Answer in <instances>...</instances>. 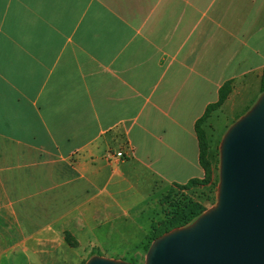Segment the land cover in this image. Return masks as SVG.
<instances>
[{
    "label": "crops",
    "instance_id": "obj_1",
    "mask_svg": "<svg viewBox=\"0 0 264 264\" xmlns=\"http://www.w3.org/2000/svg\"><path fill=\"white\" fill-rule=\"evenodd\" d=\"M263 70L264 0H0V218L81 244L128 224L204 178L196 122L229 81L204 128L245 112Z\"/></svg>",
    "mask_w": 264,
    "mask_h": 264
},
{
    "label": "water",
    "instance_id": "obj_2",
    "mask_svg": "<svg viewBox=\"0 0 264 264\" xmlns=\"http://www.w3.org/2000/svg\"><path fill=\"white\" fill-rule=\"evenodd\" d=\"M147 264H264V94L223 140L217 208L156 240Z\"/></svg>",
    "mask_w": 264,
    "mask_h": 264
},
{
    "label": "rangeland",
    "instance_id": "obj_3",
    "mask_svg": "<svg viewBox=\"0 0 264 264\" xmlns=\"http://www.w3.org/2000/svg\"><path fill=\"white\" fill-rule=\"evenodd\" d=\"M262 95L236 118L227 114L213 121L210 129L206 126L213 168V177L208 185L195 186L187 191L174 190L168 199L169 192L161 189L153 196L152 204L139 205L141 208L133 210V218L128 224H109L100 228L92 225V232H83V244L79 242L78 234L59 225L55 226L54 233L48 234L44 231L48 226L6 224L3 222L5 219L0 218V264H88L96 257L118 263L147 264L148 254L156 240L192 226L200 217L217 208L223 140L230 128L255 107ZM189 203L203 211L201 216L186 227H174L156 240L150 239L154 232L172 220L178 209ZM1 213L5 215L6 209L2 211L0 208V216Z\"/></svg>",
    "mask_w": 264,
    "mask_h": 264
},
{
    "label": "trees",
    "instance_id": "obj_4",
    "mask_svg": "<svg viewBox=\"0 0 264 264\" xmlns=\"http://www.w3.org/2000/svg\"><path fill=\"white\" fill-rule=\"evenodd\" d=\"M233 90L232 81L226 82L219 91V99L216 103L211 104L207 107L204 115L196 122L195 130L199 139L200 145V165L205 172L204 179H193L189 181L185 185H174L172 189L169 191V194L166 196V199L170 197L174 190L187 191L195 186H206L210 183L213 177V168L212 163L210 161V141L207 136V132L204 128L205 123L209 120L212 114L218 111L228 100ZM261 93L264 94V70L263 76L261 80ZM203 211L198 210L196 205L191 203L185 205L184 207L177 210L176 214L168 222L163 226L158 232H154L152 237L150 238L152 241L156 240L160 236L172 231L174 227L183 228L196 220L199 216H201Z\"/></svg>",
    "mask_w": 264,
    "mask_h": 264
},
{
    "label": "built area",
    "instance_id": "obj_5",
    "mask_svg": "<svg viewBox=\"0 0 264 264\" xmlns=\"http://www.w3.org/2000/svg\"><path fill=\"white\" fill-rule=\"evenodd\" d=\"M107 157L108 159H123L124 155L123 153H117V154L108 153Z\"/></svg>",
    "mask_w": 264,
    "mask_h": 264
}]
</instances>
